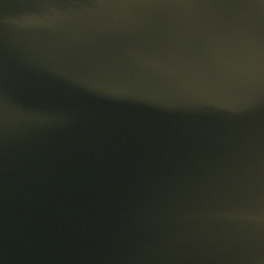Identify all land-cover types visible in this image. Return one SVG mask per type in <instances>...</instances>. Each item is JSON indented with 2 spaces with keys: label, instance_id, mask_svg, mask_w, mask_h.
Instances as JSON below:
<instances>
[{
  "label": "water",
  "instance_id": "1",
  "mask_svg": "<svg viewBox=\"0 0 264 264\" xmlns=\"http://www.w3.org/2000/svg\"><path fill=\"white\" fill-rule=\"evenodd\" d=\"M0 264H264V0H0Z\"/></svg>",
  "mask_w": 264,
  "mask_h": 264
}]
</instances>
